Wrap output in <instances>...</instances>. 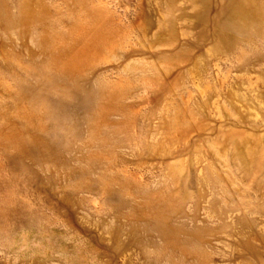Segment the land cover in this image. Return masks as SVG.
<instances>
[{
  "label": "rangeland",
  "instance_id": "1",
  "mask_svg": "<svg viewBox=\"0 0 264 264\" xmlns=\"http://www.w3.org/2000/svg\"><path fill=\"white\" fill-rule=\"evenodd\" d=\"M17 1L1 0L16 19L0 18V48L26 55L43 22L20 37ZM27 2L61 28L102 23L113 47L92 60L123 79L125 112L111 115L118 133L102 130L107 143L90 144L78 99L45 121L61 153L24 162L35 170L22 183L29 206L0 230V264H264V17L231 18L219 0ZM14 86L0 83V98Z\"/></svg>",
  "mask_w": 264,
  "mask_h": 264
},
{
  "label": "bare ground",
  "instance_id": "2",
  "mask_svg": "<svg viewBox=\"0 0 264 264\" xmlns=\"http://www.w3.org/2000/svg\"><path fill=\"white\" fill-rule=\"evenodd\" d=\"M234 1L236 4L233 7L229 0H219L218 5L222 11L227 9L231 18H235V15L241 20H247V17H264V10L257 7L264 4V0H255L256 5L249 11L244 9L240 0ZM28 11L27 0L19 1L16 29L20 37H25L30 29L19 31L21 25L31 27L41 20V33L35 38L38 50L28 49L24 55L0 48V83L12 80L15 84L12 90L5 87V92L14 98H0V230L6 229L7 220L24 213L29 206L22 197V183L31 182L32 179L26 178L35 170L28 168L24 162L33 167L43 166L55 163L60 155L61 150L51 142V128L46 126L45 121H50L53 127L56 123L53 122L55 117L65 111L67 99H78L86 107L85 118L91 136L90 144L101 135L103 143H107L108 136L102 131L104 128H112L114 133H118L123 122L111 119V115L125 112L124 105L115 103L118 94L114 88L123 79L110 80L106 78V74L96 72L97 64L92 60L95 55L113 47L109 38L102 33V23L89 26L85 18L83 21L73 20L71 26L61 28L55 21L47 20L39 12ZM98 11L95 10V13ZM13 15L6 5L2 7L0 0V18L12 20L16 17ZM90 16L91 13L88 17ZM26 17L29 18L26 20ZM215 31L219 33L218 28ZM98 82H101L98 86L100 99L91 103L90 87ZM50 96L56 98L57 102ZM8 100L12 103H8ZM39 149L43 150L42 155L39 154ZM51 149L54 150L53 153ZM14 150L19 151L20 163L13 158ZM85 160L96 164L99 157L89 154Z\"/></svg>",
  "mask_w": 264,
  "mask_h": 264
}]
</instances>
